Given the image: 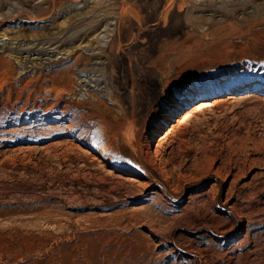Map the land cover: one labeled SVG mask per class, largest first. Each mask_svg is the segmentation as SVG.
I'll list each match as a JSON object with an SVG mask.
<instances>
[{"label":"rangeland","instance_id":"1","mask_svg":"<svg viewBox=\"0 0 264 264\" xmlns=\"http://www.w3.org/2000/svg\"><path fill=\"white\" fill-rule=\"evenodd\" d=\"M0 264H264V0H0Z\"/></svg>","mask_w":264,"mask_h":264},{"label":"bare ground","instance_id":"2","mask_svg":"<svg viewBox=\"0 0 264 264\" xmlns=\"http://www.w3.org/2000/svg\"><path fill=\"white\" fill-rule=\"evenodd\" d=\"M101 34V33H100ZM99 35V34H98ZM108 36H106L105 34H103L102 36H100V39H99V42H106V38H107ZM50 40V39H49ZM48 42V41H47ZM104 44V43H103ZM70 90V89H69ZM209 105H211V102H209L207 99H205V100H200V101H198V102H196L195 104H193L192 105V107H191V112H195V111H200L201 109H203L204 110V108L205 107H208ZM201 112V111H200ZM188 113L187 112H185L184 113V115L182 116V117H185V116H187L188 117V115H187ZM181 120H182V118H181ZM180 121V117H179V119H177V122H179ZM183 121V120H182ZM168 132V131H167Z\"/></svg>","mask_w":264,"mask_h":264}]
</instances>
